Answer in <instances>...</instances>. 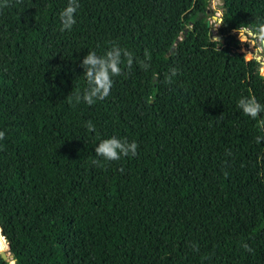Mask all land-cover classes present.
Here are the masks:
<instances>
[{"label":"trees","instance_id":"1","mask_svg":"<svg viewBox=\"0 0 264 264\" xmlns=\"http://www.w3.org/2000/svg\"><path fill=\"white\" fill-rule=\"evenodd\" d=\"M78 3L64 32L68 0L0 8V249L14 264H264V112L237 107L264 105V78L234 34L264 23V0H222L214 35L206 0ZM114 44L131 68L106 99L69 102L83 58ZM111 137L136 156L96 157Z\"/></svg>","mask_w":264,"mask_h":264},{"label":"clouds","instance_id":"2","mask_svg":"<svg viewBox=\"0 0 264 264\" xmlns=\"http://www.w3.org/2000/svg\"><path fill=\"white\" fill-rule=\"evenodd\" d=\"M17 2H19V0H17ZM8 6V0H3V3H0V8ZM79 7L78 0H68L67 6L59 14L61 32L70 31L75 25V14ZM220 16L221 18L216 21V27L214 29L219 28L224 23L222 13ZM235 31L241 43L248 42L250 47L254 48V52L246 53L245 55H255V58L259 60L261 56L264 55V23L258 24L255 28L250 25L242 24ZM211 42L217 44L219 48V37L213 38ZM133 59L134 57L131 52L122 49L116 44L101 56H98L94 51L88 52L80 64L84 73L83 77L87 82V87L83 90L82 94L78 92L74 96L68 95L67 99L69 102L74 100L76 103L83 101L89 106L97 101L106 99L110 95V90L113 87V77L122 74L121 65L124 64L127 68H131ZM141 67L147 69L150 65L148 63H142ZM170 72L171 76H166L167 82H171L172 76L177 75L176 69H171ZM237 107L244 115L253 120H257L260 114L264 112V105L260 104L255 96H242L237 102ZM86 127L89 131H94V126L91 121L87 122ZM257 127L264 131V119H259L257 121ZM4 138L5 133L0 131V140ZM262 140H264L262 136L256 138L257 143H260ZM137 149L138 145L135 141L128 142L126 139L111 137L99 142L95 147V156L107 162H114L119 161L122 157L136 156ZM93 162L98 163L96 160ZM244 247L247 250V245H244Z\"/></svg>","mask_w":264,"mask_h":264},{"label":"rangeland","instance_id":"3","mask_svg":"<svg viewBox=\"0 0 264 264\" xmlns=\"http://www.w3.org/2000/svg\"><path fill=\"white\" fill-rule=\"evenodd\" d=\"M206 1L207 4H206V10L204 12V18L208 23L210 33L214 35L215 34L214 28L216 27V21L218 20V17L222 11V9L219 8L220 0H206ZM234 34L236 35L238 41L237 51L242 53L244 61L246 63L253 64L259 75L264 78V55H262L259 60L255 58V55H245L246 53L254 52V48L250 47V44L248 42L241 43L236 32ZM246 57H248V59H245ZM4 248L6 249V243L4 245Z\"/></svg>","mask_w":264,"mask_h":264},{"label":"water","instance_id":"4","mask_svg":"<svg viewBox=\"0 0 264 264\" xmlns=\"http://www.w3.org/2000/svg\"><path fill=\"white\" fill-rule=\"evenodd\" d=\"M219 8L220 9H222V0H220V5H219ZM208 24V23H207ZM184 32H185V30H184ZM233 32H235L234 30H233ZM216 36H211V39H213V38H215ZM0 237L3 239V241L5 242V240H4V238L0 235ZM8 257H12L11 256V254L8 252V247H7V245H6V249H2V250H0V258L2 259V260H4V261H7L8 260ZM12 262V261H11ZM8 264H9V262H8ZM12 264H14L13 262H12Z\"/></svg>","mask_w":264,"mask_h":264},{"label":"bare ground","instance_id":"5","mask_svg":"<svg viewBox=\"0 0 264 264\" xmlns=\"http://www.w3.org/2000/svg\"><path fill=\"white\" fill-rule=\"evenodd\" d=\"M8 260H9V262H11L10 260H11V258L10 257H8Z\"/></svg>","mask_w":264,"mask_h":264}]
</instances>
